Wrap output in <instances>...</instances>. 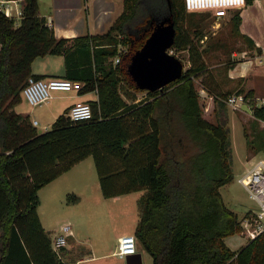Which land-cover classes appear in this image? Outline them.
<instances>
[{
    "label": "trees",
    "instance_id": "1",
    "mask_svg": "<svg viewBox=\"0 0 264 264\" xmlns=\"http://www.w3.org/2000/svg\"><path fill=\"white\" fill-rule=\"evenodd\" d=\"M121 1L105 31L70 37L54 36L36 0H21L17 24L0 13V264H69L62 246L58 253L51 248L39 221L37 190L87 155L103 197L144 189L132 234L150 255L149 264H264V228L235 249L223 241L240 225L218 190L232 179L225 103L231 91L220 88L197 42L200 15L209 12L170 0L175 29L170 47L185 48L189 64L161 88L144 90L133 86L126 63L151 25L167 14L166 0ZM227 21L235 36L247 40L238 30V10ZM46 53L62 56L61 74L30 71L31 60ZM233 62L227 60L224 70ZM28 75L76 79L78 92L95 90L96 98L86 100L90 117L71 120L66 107L37 131L27 114L14 109ZM199 76L215 102L213 120L201 114L193 84ZM122 79L144 96L121 92ZM233 92L249 97L251 117L264 121V104L251 101L250 89Z\"/></svg>",
    "mask_w": 264,
    "mask_h": 264
},
{
    "label": "rangeland",
    "instance_id": "2",
    "mask_svg": "<svg viewBox=\"0 0 264 264\" xmlns=\"http://www.w3.org/2000/svg\"><path fill=\"white\" fill-rule=\"evenodd\" d=\"M65 1L73 4L74 7L77 4L76 0ZM37 2L38 11L40 13H47L48 0H37ZM110 7L111 11L114 12L116 9L114 3L111 4ZM111 11L108 14L109 16L112 15ZM200 16L203 18L201 22L202 35L197 39V42L199 43V46L201 45L205 48L202 53V57L206 65L212 69L215 75H217L218 81L220 82V88L229 89L232 93L237 88V85H232L228 79L224 78L223 74L224 67L226 65L225 62L227 60H232V51L238 50L241 46L239 37L235 36L234 33L231 32L230 24L226 18L227 16L215 18L211 15V13L209 14L204 12ZM14 20L15 24H17L19 16H16ZM195 37L193 36L194 39ZM219 43L221 44L220 46L216 45ZM117 47L121 51L124 49L123 45H117ZM167 51L174 54L182 61L183 69L188 66L189 62L187 60V50L185 48L175 49L173 47H169ZM116 57L117 56H114L112 59ZM56 58L60 57L51 54H46L43 57L38 56L33 61L32 67L57 69L58 62ZM200 78V76L194 78L193 84L198 94L201 114L205 118L213 120L215 102L213 99H210V94L202 87ZM120 85L121 92L125 89L128 91V95L131 94L136 99L144 96V91L135 90L132 87L127 86L123 79L121 80ZM128 95L122 94V97L129 100ZM252 96L251 101L255 103L256 99H254L253 94ZM43 106V102L30 105L27 101H24V99L21 98V100L16 103L14 107L18 111H25L24 109H29V117H35L37 120V123L35 124L36 130L42 131L49 126V124L44 126L45 120L44 118L43 120L40 118L43 114ZM248 106V100L243 101L238 107L232 109L226 104V124L228 126V135L231 147L230 159L232 168L235 170V174L230 182L219 187V191L225 201V204L232 208L238 216L248 206H254V202L248 197L247 191L243 188V186L236 180V172L238 170H243L245 166L249 164V160L247 161L245 158L251 157L252 154L256 153V156H264V121L261 123L260 121L252 118ZM243 131L247 138L246 144ZM243 153L245 157L243 156ZM70 170L75 171L72 173L69 180H75V183H72V185L76 187V190L82 191L81 189L83 184L90 182V178L84 176L85 170L94 171L91 157L87 155L81 161L76 163ZM55 180L53 183H49L37 190L38 204L36 206V210L42 221V225L49 233V238H52L53 234L57 232L58 225L62 222L67 221L71 225L73 234L71 236H66L65 239L66 245L70 246L71 250L67 255H64L63 252V258H72L73 256L78 255L81 251L83 253L86 251L89 244H92L96 251H99L100 248L111 249L116 245V242L108 232V228L113 226L122 231H129L132 227L133 222L131 210L133 209L132 204H129L128 194H121L118 202L107 206L97 207L94 203H76V201L71 200L69 195L65 197V194L62 193L61 187L56 188L57 185H60V180L62 179ZM91 183H95L96 185L98 184L96 179L95 181L93 179ZM117 203H120L119 207ZM119 208H121V210H119ZM103 227L108 230L104 233L103 239L100 243L98 235L99 230ZM223 240L231 249H235L243 243L246 238L238 232H234L225 236ZM121 258L123 260V264H125L124 256ZM140 259V262L137 264L150 263V255L142 249L140 250ZM80 264H86V262H82Z\"/></svg>",
    "mask_w": 264,
    "mask_h": 264
},
{
    "label": "crops",
    "instance_id": "3",
    "mask_svg": "<svg viewBox=\"0 0 264 264\" xmlns=\"http://www.w3.org/2000/svg\"><path fill=\"white\" fill-rule=\"evenodd\" d=\"M76 1L77 4L74 7L73 4L65 0H48L47 13H40L38 11V2H37L38 14L43 15L45 17L47 23L52 27L54 36L70 37L77 34H83L85 32L101 33L107 29V27L116 17V15L119 13L122 7L121 0H76ZM113 3L116 8L114 12L111 11V7H110V5ZM234 10L239 11L238 30L242 35H245L247 37V40H245L243 37H239L241 46L238 48V50H233L231 54L232 59H234L235 61L232 63L231 66L225 68L223 76L226 79H228L232 83V85H237L236 87L241 86L244 88V90L250 89L254 96L264 95V0H249L245 2V4L242 7L237 9L234 8L231 11H229L228 15H226L227 17L226 16L224 17L228 18L230 13ZM110 11L112 13L111 16L108 15ZM46 54L37 55L31 60L30 71L33 73L61 74L63 72V61H62V56L59 54H51L60 57V58H56L58 62L57 69L32 67V63L36 59V57L38 56L43 57ZM209 97L210 99H212L211 96ZM21 98L24 99L23 96ZM95 98H96L95 90H88L85 92H78L74 90H69V91L54 90L52 91L51 96L46 101L43 102L44 103L43 114L40 116V118L42 120L44 118L45 120L44 126H46L47 124H50V122L55 118V116L58 113L62 112L63 109L68 107V105L71 104L72 102L78 100L86 101L88 99H95ZM24 101L26 100L24 99ZM24 110L25 111H18V110L16 111L21 114H27L30 120L35 119V117L32 118L29 117V109H24ZM258 121H260L261 123L263 122L261 120ZM243 156L245 157L244 153ZM256 157H260V155L256 156L255 153L252 154L251 157L245 158V160L247 161L249 160V164L245 166L243 170H238L236 172L237 176L243 173L250 166L251 162ZM82 159L73 163L67 170L59 173L53 179L43 184L39 189H41L45 185H48L49 183H53L55 179H62L60 180L61 181L60 185H57L56 188L61 187L63 194H66L67 192H72L77 197L75 200L76 203L77 202L78 203L84 202L87 204L94 203L95 206L97 207L115 204L120 200L121 194H125V195L128 194L129 204H132V209H133L131 210L132 212L131 216L133 222L132 227L130 228L129 231H122L113 226L108 228L109 229L108 232L111 234L112 238L115 240L117 244V240L120 235L124 233L133 232V228L138 219V214H139L136 201L137 198L143 193L144 189L132 190L126 193L116 194L109 197H103L100 193L98 184L96 185L95 183H91L93 179L94 181L95 179L97 181L95 170L93 172L92 170H85L84 176L90 178V182L83 184L81 189L82 191L76 190V187L72 185V183H75V180H69V178H71V175L72 173H74L75 170H70V169ZM231 169H232V177H233L235 174V170H233L232 165H231ZM223 202L225 203L224 200ZM117 205L119 207L120 203H117ZM119 210H121V208H119ZM245 211L246 208L241 212L239 216L236 214L237 218L239 219ZM39 221L42 225V221L40 218ZM62 223L68 224L70 233L66 234V236H71L73 234V230L69 222L65 221ZM61 224L58 225L57 231L59 230ZM42 227L45 230V232L49 235L45 227L43 225ZM108 229L103 227L99 230L98 239H100L99 240L100 243L103 239L104 233ZM237 232L239 233V231ZM62 247H63L64 255L70 253L69 251L71 249L70 246L66 245V240H65V244ZM136 247H137L136 252L139 253V258H140V250L141 249L144 250V249L139 244H137ZM115 249H116V245L113 246L111 249L100 248L99 251H96L93 248L92 244H89L86 251H84L83 253L81 251L78 255L73 256L72 258L64 257V260H66L69 264H80L82 262H86V264L87 263L123 264V260L121 258L122 256L117 255L115 253Z\"/></svg>",
    "mask_w": 264,
    "mask_h": 264
},
{
    "label": "built area",
    "instance_id": "4",
    "mask_svg": "<svg viewBox=\"0 0 264 264\" xmlns=\"http://www.w3.org/2000/svg\"><path fill=\"white\" fill-rule=\"evenodd\" d=\"M184 8L189 11H208L215 18L228 15L232 9H237L245 4V0H182ZM21 0H0V13L11 18L20 15ZM117 57L112 59L113 62ZM81 82L67 77L49 76L33 78L27 76L21 88L23 98L30 105L46 101L54 90L77 91ZM253 97V96H252ZM251 97V98H252ZM249 97L242 93H230L225 98V103L232 108L238 107ZM255 104H264V96L255 95ZM66 115L71 120H82L91 115L87 101L78 100L68 105ZM34 125L35 119L30 120ZM236 180L247 191L248 197L254 206H248L239 218V233L245 238L253 237L264 228V156L256 157L250 166ZM70 233L67 223H62L59 230L51 238V248L58 253L59 248L65 244L66 234ZM136 252V239L132 233H124L118 237L115 253L119 256Z\"/></svg>",
    "mask_w": 264,
    "mask_h": 264
},
{
    "label": "water",
    "instance_id": "5",
    "mask_svg": "<svg viewBox=\"0 0 264 264\" xmlns=\"http://www.w3.org/2000/svg\"><path fill=\"white\" fill-rule=\"evenodd\" d=\"M168 12L154 22L141 44L129 55L126 74L138 89L154 90L178 78L182 71V61L167 51L174 36L172 8L166 0ZM126 264L140 262L139 253L126 254ZM132 258V259H130Z\"/></svg>",
    "mask_w": 264,
    "mask_h": 264
}]
</instances>
